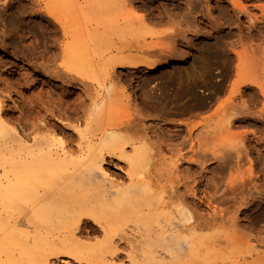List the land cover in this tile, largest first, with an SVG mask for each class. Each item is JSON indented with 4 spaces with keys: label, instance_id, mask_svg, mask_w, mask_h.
I'll return each mask as SVG.
<instances>
[{
    "label": "rangeland",
    "instance_id": "obj_1",
    "mask_svg": "<svg viewBox=\"0 0 264 264\" xmlns=\"http://www.w3.org/2000/svg\"><path fill=\"white\" fill-rule=\"evenodd\" d=\"M106 1L107 0H99V2H96V4H104ZM133 1L134 5L137 6H135L137 10L139 12L141 10L140 13L146 18V25L144 28L139 30L137 35L133 34L126 37L113 35V44L118 48L125 49V55L129 54V56H131L132 52V56H135L136 54V57L139 58L137 59L134 57L136 61H141V63H149L150 60L152 62H156L157 69L155 71H149L147 68L141 67L142 69L140 68L128 75L129 82L127 76L125 75L126 70H124L119 82L113 81L116 88L114 92L110 94L111 96H107V98L110 97L108 100L105 98V100H107V108L105 109L106 112L104 110L105 115H102L100 128H103L105 126L104 124H107L106 121L111 109L116 105L121 106L123 103H127L126 98L130 95L131 103L129 106L131 108V117H129V119L133 120L135 123L138 122L137 124H140V126L142 125V127L139 128V125L137 127L136 124L135 129L131 128V130L129 129L127 133H125L124 130L122 131L125 134H130L129 136L131 137L133 135L134 137L132 138H134V140L136 138H140L139 140H136L144 147L146 146L147 148L148 146V148L151 147L150 149H154L153 152H150L152 150L149 151V153H151L149 158H154L153 160H149L151 161V163L148 162L150 166L148 165L149 167L147 166L143 169L142 174H144V176L141 174L142 176H140V179H142L147 185L149 184V187L152 185L151 188L153 191L157 192V194L163 191V197L164 194L166 196L163 198V202L167 201L166 205L168 206H166L165 209L170 211H174V208L177 206V204L179 205V203H177L179 200L178 196L181 194V196H183V193L188 190L183 196V198H186V201L189 198L188 202L185 201L186 204L188 203L191 206L193 205L194 207L192 206V208L194 209V212L199 216H202L205 221L207 220L211 224L210 227L205 228L202 231L198 230L197 232L198 235H202L201 233L203 232L207 234L206 236H209V240L207 239L204 245H199L198 254H201V258L206 259L204 263L225 264L226 262V264H231V262L233 263L239 261V264H245V262H247L250 258L249 260L251 263L248 261L249 264H264V258H261L264 256V116L257 118V115L264 111V97L259 93L262 100L258 95L259 103L256 104V106H253L254 108L251 107L253 109L252 113L255 112L254 115L256 116H253V118H244L245 120L241 118V120H239V118L236 120V113L244 110L242 102L251 96L250 90L252 88L249 87L248 89V87H242L240 94L235 93L236 86L240 85L243 80L256 82L264 91V38L262 39L264 36V22H262V20L264 21V0H242V2L241 0H236L240 1V3L244 2L243 4H246L245 6L248 7V12L246 14L238 16H234V9L230 4V0ZM4 2L5 0H0V9L3 11L1 12L0 10V81H2V79H6L7 83L5 84L3 81L0 82V89L4 90L5 85L9 86L10 84H14L19 92L15 93V91H13L14 97L19 100V103L18 101L17 103L18 105L25 106H19V108H22V110L21 114H18L17 109L12 108V110L11 107L9 108V106H11L9 101H7L9 98L5 97L6 100L3 101V111L6 113L4 116H8L10 119L11 127L16 126L15 128H18L19 130H21L22 127H26L25 132H30L29 135L31 136L30 138H32L35 134V136H37L39 133L38 136H40L44 133L41 130L35 129L37 130L36 133L33 127L37 126V124H42L43 121H41V116L44 114L43 111L48 107L50 108L51 105L56 106L59 104L61 105L60 107H62L61 110L64 107L67 108V110L65 108L63 110L65 113H67V116L71 114V116L69 115V118H72L75 121L76 116L72 114V112L75 109L74 107H76L74 105L77 104L80 98L83 97L84 88L78 85L75 86L76 88L74 86L68 87L64 83L65 81H63V79L68 80V78L65 76H62L61 80L59 81L52 79L50 71H52L54 65L61 64V59L59 57L56 62H54V65H52L53 63H49V57H51L53 53H60L59 48H54L55 42L53 39L56 35H58V38L60 37L59 40L62 39L60 30L57 31L58 34H54L52 32V28L48 26L47 22L45 23V20H43L41 16L31 15L28 10L23 11L20 4L17 2H11L10 5L6 7L7 9L3 8ZM117 2L118 1L113 2L112 0L111 4H108L109 6H112L111 10H114L113 6L115 7L119 4V2ZM128 2H131V0ZM26 3L27 2H24V4ZM115 3L117 4L115 5ZM121 5L123 4L121 3ZM139 8L141 9L139 10ZM211 8L212 12L209 11ZM220 8H222L221 11L219 10ZM132 11L133 7L129 4H126V6L122 7V13L124 15L130 14ZM222 11L223 13L229 12L225 17L222 18ZM252 17L258 19L259 27H257V30L260 31L262 28L261 31L263 34H261V37L257 36V30H254ZM227 18H229L228 22L226 21ZM149 21L151 24H149ZM145 29L149 31L152 30L153 32H145ZM169 29L171 30L170 33L169 31L166 32V30ZM175 32H177V35ZM158 33L160 34L158 35ZM166 34L167 36L170 35L169 37H171V35L173 36L172 38H168L166 37ZM225 35L228 36L226 37ZM165 37L168 40L171 39V42ZM162 38L166 39L165 42ZM250 38H253L254 41ZM167 42L175 43H172L173 45L168 43L167 45L165 44ZM145 43L148 45L160 43L161 46H172V49L169 52H159L157 49L150 51L144 50L141 47ZM243 46L245 47L243 48ZM246 46L249 49H247ZM242 48L245 49V51H243ZM252 48H254V50H252ZM102 50H104V48ZM172 50L177 53H174ZM242 51L244 52V56L242 55L244 58L241 57L240 59L238 58L236 52ZM114 52H116V50H114ZM173 54H177L176 57H174L175 55ZM139 55L141 58L138 57ZM172 55L173 57H171ZM244 59L245 61L242 62ZM100 60V66L96 75L97 80L94 81V83H108L102 71L104 67V60L102 57ZM238 64H241V73H243L241 76L237 75ZM43 65L49 66L44 68ZM174 68H176V70ZM143 69H145V71ZM143 71L145 73V78H148V80L142 78L144 77ZM162 75H164V77ZM168 77L170 80L167 79ZM153 78L154 81L151 80ZM131 79L132 81H130ZM90 83L93 82L90 81ZM117 83H119V85ZM95 86H93V90H91L93 95ZM77 93L83 95L80 97V95ZM145 96L147 100L144 99ZM67 100L71 102H67ZM137 105L138 107H136ZM131 106H135L136 109L135 107ZM11 116L13 117L11 118ZM65 117L66 115L64 116V121L66 122H59L58 125L59 127L64 128V130L67 132V135L68 133L71 135L73 130L71 127H69V125H67L69 122L65 120ZM13 119L17 121L15 122ZM232 119H235V121H233L232 124H229ZM74 121L72 122L73 124H75ZM248 121L249 123H247ZM261 122L263 126L260 125ZM31 123L34 126H31ZM64 123L66 124L64 125ZM246 123L251 125L248 126ZM233 124H235V126ZM231 126H233V128H231ZM31 130L34 132H31ZM237 134L239 135L237 136ZM236 136L237 139L235 140L234 137ZM239 141L244 146L242 152V144H235V142ZM234 144L241 146V148L238 146L235 148ZM230 147L231 150L229 149ZM193 148L194 151H192ZM129 150L131 149H128V152L131 153L132 150ZM177 151H180L179 153L181 157L179 155L177 156V154H179ZM206 152L208 153L207 158L206 156H203L207 155ZM222 152H225V154ZM227 155L231 159H229ZM215 157H217V160ZM250 159L252 162L249 161ZM190 160L191 162H188ZM106 162L107 163L104 167L105 170L109 172L108 173L106 171L108 175L110 174L113 179L118 178L119 180H126L127 182L125 181V184L128 185L129 181L126 179L125 175V163L122 161L119 163L120 161H118V159L115 160L111 158H108ZM197 162L198 165L196 164ZM201 162L204 164H200ZM120 164L124 165L121 167ZM222 164H224V166H222ZM221 168L223 170H221ZM159 177L160 179H158ZM234 177L236 178L234 179ZM237 178L239 179V182ZM244 178L246 181L248 180V182L244 181L245 183L243 184L242 179L244 180ZM169 179L170 182L168 183ZM210 180H214L216 183ZM174 181H178L175 186H177V184L179 185L175 196L172 195L170 190H168L169 188H166L165 186V183H168V187L171 185V182L174 186ZM60 183H64L63 180H54L51 185H47L45 188L46 192H56L59 187L63 186V184L61 185ZM215 184H217L218 188ZM240 184L242 185L240 186ZM147 185L144 186L148 188ZM191 188L194 191L197 190V192H195L197 193L198 197L196 196V198H194L193 196L189 195V193L192 191ZM215 188L217 190L216 193ZM179 189H181L180 193H178ZM142 191H144L143 188ZM204 192L207 193L205 194ZM208 195L212 197H208L206 199L205 196L207 197ZM210 199L213 200H211V204H206L208 201H210ZM153 202L154 200H152V203ZM168 203L171 207H173L172 209L169 208ZM145 208L146 207H144V209ZM16 212L17 211L15 208L10 209L9 211L0 212V228L4 229H1L2 231L0 230V250L2 251L0 252V258H2L1 260H3V262L7 261L8 259L10 260V257L13 254V249H15L19 243L18 237L15 235V221H13L17 216ZM10 215H12V219H9ZM11 221L13 222L11 223ZM177 225V229L181 231L182 228L180 229V226L182 227V223L180 224L178 222ZM3 231L5 236V231H8V239V236H10V234L12 235L9 241L5 239V243L3 239L6 237H3V233H1ZM127 231L132 237V243L135 242L134 239L138 240L140 238L138 229L135 230L132 223L127 225ZM132 234L135 235L133 236ZM226 236L230 237L227 239ZM236 238L237 240H235ZM225 239L229 241L226 242ZM87 242L95 245L96 239L91 237ZM127 244L128 243H123V245H119V248L124 249V255L121 254L122 256H118L114 259V261H112L113 259L109 260L114 264H131L130 260L127 258V253L131 252L130 247L133 245L130 243V245ZM135 244V247L139 246ZM135 247L132 248V253L136 252L133 254L140 256V246L139 248H136V251H133ZM156 247L154 250H158L155 252L157 254L159 253V255L157 256L156 254V256L159 258L165 256V259L162 258V264H172L173 260L171 254L161 246ZM180 250L185 263H189L188 260L190 256L188 253V248L185 245H182ZM7 252L10 253L7 254ZM257 252L261 254H256ZM7 257L9 258L7 259ZM256 257L257 259L254 260ZM191 259L192 258H190V260ZM65 260L68 261V263L54 261V264H76L71 259L65 258ZM204 263L201 262L200 264Z\"/></svg>",
    "mask_w": 264,
    "mask_h": 264
},
{
    "label": "bare ground",
    "instance_id": "obj_2",
    "mask_svg": "<svg viewBox=\"0 0 264 264\" xmlns=\"http://www.w3.org/2000/svg\"><path fill=\"white\" fill-rule=\"evenodd\" d=\"M111 1L112 0H107L106 3L100 5L96 4V2H99V0H5V2L3 3L4 4L3 8H6L10 5L11 2L12 3L17 2L20 4L23 11L28 10L31 15L41 16V18L45 20V23L47 22L48 26L52 28V32L54 34H56L58 30H60L62 39L59 40L60 37L58 38L57 37L58 35H56L53 38L55 42L54 48H59L60 53H58L59 55L53 53L51 57H49V63L50 64L53 63L52 65H54V62H56V60L59 57L61 59V64L54 65L53 66L54 68L51 67L52 71L50 72L52 79L53 80L55 79V81H59L61 80L62 76H65L68 78V80L63 79V81H65L64 83L68 87H73V86L75 87L77 85L81 86L82 88H84V95L82 94L83 97L80 98L77 104L74 103L75 104L74 106L76 107H74L75 109L73 110L72 114L76 116L75 121L72 118H69V115L71 116V114L67 116V113H65V111L63 110L65 107L61 110L62 107H60L61 105L59 104L56 106L51 105L50 108L48 106H47L48 108L45 107L46 109H44L43 111L44 114L42 115L40 113L42 115L41 116L42 117L41 121H43L42 124L40 125L37 124V126H34L32 123H31L32 125L30 124L31 126H34L33 128L34 131H36V133L37 130H41L44 133L40 136H38L39 133L37 134V136H35L36 135L35 134L34 137L30 138L31 137L29 135L30 132L29 133L25 132L26 127H22L21 130L15 128L16 127L15 125H14L15 127H11L10 119L8 118V116L7 117L4 116V114L6 113V112L4 113L3 111L4 108L3 101L6 100L5 97L9 98V100H7L11 105L9 106V108L11 107V109L12 108L17 109L18 114L19 113L21 114L22 108L21 109L19 108V106H21L18 105L19 100H17V98L14 97V93H13V91H15V93L18 92V89L14 86V84L13 85L10 84L9 86L5 85L7 81L6 79H2V81L5 83L3 84L5 85L4 86L5 89L4 90L0 89V171H1L0 212L9 211L10 209H14V208L16 209L17 216L13 221H15L14 222L15 235L18 237L19 243L17 242L18 244L16 248L14 247L15 249H13L12 251L13 254L12 255L10 254L11 255L10 260L8 259L9 257H7L8 262L5 260H4L5 262H3V260H1L2 258H0L1 260L0 264H54L56 261L68 263V261H66L65 258L73 260L76 264H114L110 260L113 259L112 261H114L115 258H117L118 256L124 253V249L119 248V245L120 244L123 245V243H128L127 245L130 244L133 245V246L131 245L132 247H130L131 252L127 253V258L130 260L131 264H150V263L162 264V260H163L162 258H164L165 256L162 258L157 257L159 253L157 254L155 252L158 250H154L156 246L163 247V249H165L167 252L171 254L173 260L172 264H200L201 262L204 263L206 261L205 258L200 257L201 254L199 255L198 251H199V245H204V243H206L209 236H206L207 234L203 232L201 233L202 235H198L197 232L198 230L202 231L203 229L210 227L211 224L207 220L205 221V219L202 218V216H199L197 213L194 212V209L192 208L193 205L191 206L188 203L186 204L189 198L187 197L188 199L186 201L185 200L186 198L185 197L183 198V196L188 190H186L185 193H183V196H181L182 194L178 196L179 200H181V201L178 200L179 202L176 200L177 203H179V205L177 204V206L174 208V211L172 210L170 211L165 209L167 206L166 205L167 201L163 202V198L166 197L165 194L163 197V191L161 192L158 191L159 193L157 194V192L153 191V189L151 188L152 185L151 187H149L148 186L149 184L147 185L146 183H144L142 179H140L141 178L140 176L142 175L144 176V174H142L143 169L149 165L148 162L151 163V161L149 160H153L154 158V157L153 158L151 157L152 159L149 158V156L151 155L149 151L152 150L150 152H153L154 149H150L151 147L148 148V146L147 148L146 146L144 147L143 145L137 142L136 139L138 138L134 140V138H132L134 137L133 135L131 137L129 136L130 134L129 135L125 134L129 131V129L130 130L131 128L135 129L136 126L138 127V125L139 128L142 127V125L140 126V124H137L138 122L135 123L133 120L129 119V117H131V113H130L131 108L129 106L131 103L130 95L126 98L127 103H123L121 106L113 105L114 107L111 109V112L106 121L107 124H104L105 126L103 128H100L101 126L100 124L102 122V115L104 114V110L107 108L106 102L110 98V97L107 98V96L110 95L112 92H114L116 88L115 83H113V81L119 82V79H121L124 70H126L125 75L127 76L128 79V75L132 74L141 67H145L149 71H155L157 69L156 62H152L151 60L150 62L148 61L149 63H141V61L140 62L136 61L134 58L136 57V54L135 56H132L133 52L131 56H129V54L125 55L124 54L125 49L116 47L113 44V39H112L113 35H119L124 37L133 34L137 35L139 30L144 28V26L146 25V18L144 17V15L140 13L141 12L140 9L142 7L143 8L145 7L142 6L141 8H139L140 10L139 12L136 8L137 6L134 5L133 3L134 2L133 0H131V2H128L129 0H113V2L118 1L119 4L116 5L118 2L115 3L116 6L115 7L113 6L114 10H111L112 6L108 5L111 4ZM24 2L27 3L24 4ZM121 3L123 5H121ZM243 3H240V1H236V0H230V4L234 9L233 11L234 16H238L242 14L244 15L248 12L247 9L248 7H246L245 6L246 4ZM126 4L131 5L133 7V11L130 14L124 15L122 13V7L126 6ZM0 10L1 12H3L2 9ZM211 10L212 8L209 9L210 12H212ZM219 10L221 11L222 8H220ZM228 12L223 13L222 11L223 14V16L221 15L222 18L225 17ZM228 19L229 18H227L226 20L227 22ZM252 22H253L254 30L255 29L257 30V27H259L258 19L253 18ZM262 22L264 21L262 20ZM149 24H151L150 21ZM261 30L260 31L257 30L258 33L257 36L259 37H261L262 36L261 34H263ZM148 31L149 30L145 29V32ZM167 31H169L170 33L171 30L169 29L166 30V32ZM149 32H153V31L151 30ZM160 33H158V35ZM176 33L177 32H175V34ZM1 34L4 35L3 33ZM169 36L170 35L167 36L166 34V37L168 38H172L173 35H171V37ZM263 38L264 36L262 37V39ZM162 39L165 42L167 38L166 39L162 38ZM251 40H253V38ZM168 41L171 42V39H169ZM146 43L143 44L141 47L144 50L150 51L157 49L159 50V52L161 51L169 52L172 49V46H165V45L161 46L160 43H159L160 45L157 43L148 45ZM168 43L169 42L165 44L168 45ZM244 47L245 46H243V48ZM103 48L104 50H102ZM243 48L242 50L245 51V49ZM114 50H116V52H114ZM252 50H254V48H252ZM243 51L236 52L238 58L240 59L241 57L244 58ZM173 52L177 53L175 51ZM109 53L112 54L110 55ZM173 55L171 57H173ZM176 55L174 57H176ZM101 57L104 60V67L102 71L108 83H94V81L97 80L96 75L98 72L97 70L99 69L100 66ZM138 57H140V55ZM244 61L245 59L242 60V62ZM48 66L49 65H43L44 68ZM174 69L176 70V68ZM143 70L145 71V69ZM242 74L243 73H241V64H238L237 75L241 76ZM162 76L164 77V75ZM142 78L143 79L145 78V73H144V77ZM167 79L170 80L169 77ZM146 80H148V78ZM151 80L154 81V78ZM90 81L93 83H90ZM130 81H132V79ZM117 84L119 85V83ZM93 86H95L94 95L91 92V90H93L92 89ZM242 87H248V89L249 87L252 88L250 90L251 96L248 99L244 98L245 100H243L242 102L244 110L236 113V118H237L236 120H238V118L239 120H241L244 118H248V117L253 118V116H256L254 115L255 112L252 113L253 109L251 107L256 106V104L259 103L258 95L260 99H261L260 94L264 97L263 89L254 81L243 80L240 85L236 86V90L234 89L236 91L235 93L240 94ZM79 95L80 97L82 96L81 94ZM105 98L107 100H105ZM144 99H146V96ZM67 102H71V101L67 100ZM131 107H135V106H131ZM136 107H138V105ZM65 109L67 110V108ZM263 114L264 111L259 115H257L258 116L257 118H261L262 116H264ZM65 115H66L65 120H67L69 123H72L73 121L75 122V124L67 123V125H69V127H71V129L73 130V133L71 135H69L70 133H68L67 135L66 134L67 132L64 130V128L63 127L61 128L58 125L59 122H66L64 121ZM12 117L13 116H11V118ZM233 121H235V119H232L229 122V124H232ZM247 123H249V121ZM65 124L66 123H64V125ZM233 125L235 126V124ZM260 125L263 126L262 122ZM231 128H233V126H231ZM122 130H124L125 133H123ZM32 131L33 130H31V132ZM238 135L239 134H237V136ZM237 136L234 137L235 140L237 139ZM236 143L237 144L239 143L240 145L242 144L240 143V141L235 142V144ZM235 144L234 146L236 148V146L238 145ZM238 147L241 148V146ZM242 147L243 148H241L242 149L241 152L244 149L243 144ZM128 149H131L132 152L129 153ZM229 149L231 150V147ZM192 151H194V148L192 149ZM222 153L225 154V152ZM178 155L180 156V153L177 154V156ZM203 156H206L207 158L208 153L207 155H203ZM108 158L115 160L118 159V161H120L119 163H121V161L125 163V165L124 164L123 165L126 168V171L125 170L124 171H125L126 179H128L129 181L128 185L125 184L126 180L125 181L122 179L119 180L118 178L113 179L110 174H109L110 176L108 175L109 172L105 170L104 167L105 164L107 163L106 161ZM215 158L217 160V157ZM249 161L252 162L251 159ZM188 162H191V160ZM202 163L203 162H201L200 164ZM196 164L198 165V162ZM120 165L121 167L123 166L122 164ZM222 166H224V164H222ZM222 168L221 170H223ZM160 177L158 179H160ZM175 177L178 178L177 176ZM235 178L236 177H234V179ZM54 180H58V181L63 180L64 183H60L61 185L63 184V186L59 187L56 192L53 191L52 193L51 192L47 193L45 188L47 187V185H51ZM242 181L243 184L245 182H248V180L246 181L245 178L244 180L242 179ZM169 182L170 179L168 183ZM168 183H165L166 185L165 184L164 185L166 186V188H169L168 190H170V193L175 196L177 189L179 188L178 184L177 186H175L176 183H178V181L175 182L174 186L172 185L171 182L170 184L172 186L169 185L167 187ZM214 183L216 182L214 181ZM124 184L125 186L126 185L127 186L125 187ZM144 185H147L148 188ZM215 185L217 187V184ZM241 185L242 184H240V186ZM142 188L144 189V191H142ZM180 191L181 189H179L178 193H180ZM195 191L197 192V190ZM195 191L192 189L189 195L196 198L197 193ZM165 192H169V191H165ZM216 192L217 190L215 191V193ZM204 193L206 194L207 192ZM208 197L210 196L209 195L207 197L205 196L206 199ZM152 200H154L153 203ZM211 200L212 199H210V201H208L206 204L208 203L211 204ZM168 205L169 208L171 209L173 208L170 206L169 203ZM144 207L146 208L144 209ZM11 217L12 215H10L9 219H12ZM201 218L204 220H202ZM13 221H11V223ZM178 222L180 224L182 223V227L180 226V229L182 228L181 231L177 229ZM129 223H132L135 230L138 229L139 231L140 238L138 240L134 239L135 242L133 243L134 244L137 243L135 245L140 246V251H141L140 252L141 255L139 254L140 256L133 254L136 252L132 253V248L135 246L132 243L131 240L132 237L130 236V234H128L127 231V225ZM1 229L3 228H0V230ZM5 232H6V236L4 235L5 234L4 231L1 232L3 233L2 234L3 237L4 236L6 237L3 239L4 243L6 241L5 239L9 241L12 236L10 234V236H8L9 237L8 239L7 238L8 231ZM91 237L96 239L95 245L94 244L92 245L87 242L88 239H90ZM226 237L228 239V237L230 236H226ZM227 239H225L226 242L229 241ZM235 240H237V238ZM182 245H185L189 250L188 251L190 256V257L188 256L189 263H185V260L182 257V253L180 250ZM139 246L135 247L133 251H136V248H139ZM0 252L2 251L0 250ZM8 253L10 252H7V254ZM256 254L259 253L257 252ZM190 258L192 259L190 260ZM261 258L263 259L264 256ZM249 259L248 261L249 263H251ZM256 259L257 257L254 258V260ZM248 261L245 262V264H249ZM231 264H239V261L233 263L231 262Z\"/></svg>",
    "mask_w": 264,
    "mask_h": 264
}]
</instances>
